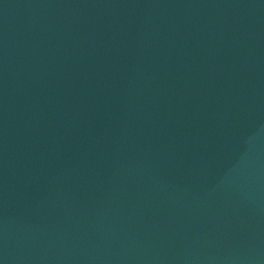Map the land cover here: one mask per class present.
I'll return each instance as SVG.
<instances>
[{"label":"water","instance_id":"obj_1","mask_svg":"<svg viewBox=\"0 0 264 264\" xmlns=\"http://www.w3.org/2000/svg\"><path fill=\"white\" fill-rule=\"evenodd\" d=\"M0 264H264V0H0Z\"/></svg>","mask_w":264,"mask_h":264}]
</instances>
